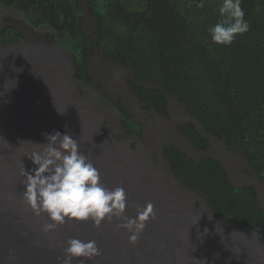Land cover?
I'll use <instances>...</instances> for the list:
<instances>
[{
  "label": "rangeland",
  "instance_id": "rangeland-1",
  "mask_svg": "<svg viewBox=\"0 0 264 264\" xmlns=\"http://www.w3.org/2000/svg\"><path fill=\"white\" fill-rule=\"evenodd\" d=\"M80 5L84 29L93 35L95 18L83 0ZM8 22L25 39L18 44L0 42V215L8 214L5 222L26 226L37 234L44 251L47 245L62 256L70 238L95 240L102 253L94 258L96 264H176V256L185 264H264V238L259 232L218 219L201 191L186 188L174 177L163 152L172 145L195 161L203 156L220 160L236 186L256 187L264 208V181L244 155L204 131L210 149L197 150L178 130L179 125L194 121L178 100L165 93L169 115L159 114L131 89L132 69L107 59L102 50L96 51L90 66L96 85L88 87L74 80L73 55L48 36L50 29L32 28L21 13L0 5V26ZM138 83L160 88L154 81ZM100 89L132 112L143 126L141 138L126 136L119 112ZM54 131L70 132L77 139L80 151L100 170L105 187L125 189L124 215L135 217L138 206L155 205L156 218L149 220L135 245L129 243L130 233L117 228L120 221L115 218L99 227L90 220L68 221L54 231H43L49 220L46 214L35 215L24 201L21 173L23 165L26 170L34 167L27 156L40 150L45 134ZM193 223L207 236L195 233ZM21 261L16 257L13 263Z\"/></svg>",
  "mask_w": 264,
  "mask_h": 264
},
{
  "label": "trees",
  "instance_id": "trees-1",
  "mask_svg": "<svg viewBox=\"0 0 264 264\" xmlns=\"http://www.w3.org/2000/svg\"><path fill=\"white\" fill-rule=\"evenodd\" d=\"M96 21L93 35L84 29L80 0H0L21 13L32 28L48 35L73 55L74 80L94 87L90 71L97 50L133 71L129 85L138 98L168 116L174 96L194 120L178 130L200 151L210 149L203 131L244 155L264 181V0H242L249 29L231 45L211 42L208 29L221 17L222 0H83ZM21 30L0 26L4 45L24 41ZM154 81L160 88L138 83ZM114 105L127 137H142L143 126L132 112ZM199 126V127H198ZM164 158L174 177L188 189L201 191L218 219L262 229L264 208L256 188L235 186L223 164L209 156L195 161L186 152L166 146Z\"/></svg>",
  "mask_w": 264,
  "mask_h": 264
},
{
  "label": "clouds",
  "instance_id": "clouds-1",
  "mask_svg": "<svg viewBox=\"0 0 264 264\" xmlns=\"http://www.w3.org/2000/svg\"><path fill=\"white\" fill-rule=\"evenodd\" d=\"M218 11L221 18L209 27V36L212 43L228 46L237 35L249 29L242 0H222ZM45 141L39 144L42 146L40 150L27 156L34 167L26 170L23 165L21 173L24 177V201L35 215L46 214L49 220L43 231H54L68 221L90 220L99 227L105 220L112 222L115 218L120 221L117 228L130 233L129 243L135 245L149 220L156 218L155 205L148 202L142 208L138 206L135 217L124 215L127 208L125 189L116 187L110 190L103 185L100 170L80 151L77 139L70 132L46 133ZM252 232L261 235L262 229ZM101 255L95 240L85 242L70 238L64 247L63 264H72L73 259L92 261Z\"/></svg>",
  "mask_w": 264,
  "mask_h": 264
},
{
  "label": "bare ground",
  "instance_id": "bare-ground-1",
  "mask_svg": "<svg viewBox=\"0 0 264 264\" xmlns=\"http://www.w3.org/2000/svg\"><path fill=\"white\" fill-rule=\"evenodd\" d=\"M6 216H8V214ZM5 217L0 215V264H15L13 262L16 257H20L22 259V261L20 262L21 264H63L64 254L62 256L57 254L56 252H53L52 251L53 249L48 250L47 245L45 247L46 251H44L42 249L44 248L43 247L44 245H42L41 241L37 239L36 237L37 234L35 235L33 232H30V229L28 230L26 226L21 227V226H17L16 223L10 224L5 222L3 220L5 219ZM192 226L195 228V233L201 234L202 229L200 230L199 226H194V223L192 224ZM203 235L207 236L206 234ZM212 237L218 239V241L222 240L221 236L218 237L209 236V238ZM62 251L64 252V248L62 249ZM6 253H8L7 257H5ZM174 261L176 262V264H185L183 260L177 258V256ZM89 263L96 264L95 260L92 261H87L83 259L72 260V264H89Z\"/></svg>",
  "mask_w": 264,
  "mask_h": 264
}]
</instances>
